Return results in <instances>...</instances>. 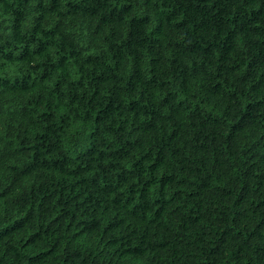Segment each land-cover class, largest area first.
Returning a JSON list of instances; mask_svg holds the SVG:
<instances>
[{"label":"trees","instance_id":"16d2710c","mask_svg":"<svg viewBox=\"0 0 264 264\" xmlns=\"http://www.w3.org/2000/svg\"><path fill=\"white\" fill-rule=\"evenodd\" d=\"M0 264H264V0H0Z\"/></svg>","mask_w":264,"mask_h":264}]
</instances>
